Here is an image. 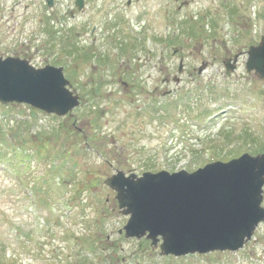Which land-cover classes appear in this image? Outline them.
Wrapping results in <instances>:
<instances>
[{
  "label": "rangeland",
  "instance_id": "obj_1",
  "mask_svg": "<svg viewBox=\"0 0 264 264\" xmlns=\"http://www.w3.org/2000/svg\"><path fill=\"white\" fill-rule=\"evenodd\" d=\"M74 2L0 0V56L62 67L79 101L0 104V264H264V226L235 252L159 255L103 183L264 150V78L244 66L264 0Z\"/></svg>",
  "mask_w": 264,
  "mask_h": 264
},
{
  "label": "water",
  "instance_id": "obj_2",
  "mask_svg": "<svg viewBox=\"0 0 264 264\" xmlns=\"http://www.w3.org/2000/svg\"><path fill=\"white\" fill-rule=\"evenodd\" d=\"M75 5L80 9L82 0H76ZM247 54L246 70L254 69L263 77L264 36ZM226 68L229 73L234 65L227 63ZM68 84L61 67L35 68L25 59L0 57L3 104L26 103L62 116L79 103L78 96L66 87ZM104 183L116 191L120 213L129 216L123 227L125 236H145L164 255L238 249L264 221V154L245 153L193 172L125 176L117 171Z\"/></svg>",
  "mask_w": 264,
  "mask_h": 264
},
{
  "label": "trees",
  "instance_id": "obj_3",
  "mask_svg": "<svg viewBox=\"0 0 264 264\" xmlns=\"http://www.w3.org/2000/svg\"><path fill=\"white\" fill-rule=\"evenodd\" d=\"M191 26H190V28H191V31H192V29H193V27L195 26V25H192V24H190ZM84 262V258L82 259V260H79V262Z\"/></svg>",
  "mask_w": 264,
  "mask_h": 264
},
{
  "label": "flooded vegetation",
  "instance_id": "obj_4",
  "mask_svg": "<svg viewBox=\"0 0 264 264\" xmlns=\"http://www.w3.org/2000/svg\"><path fill=\"white\" fill-rule=\"evenodd\" d=\"M123 84L127 85V83L123 82Z\"/></svg>",
  "mask_w": 264,
  "mask_h": 264
}]
</instances>
